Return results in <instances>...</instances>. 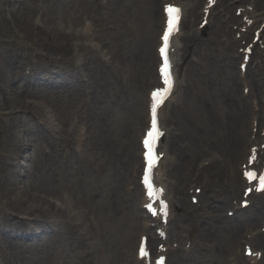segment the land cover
<instances>
[{
	"label": "rangeland",
	"instance_id": "obj_1",
	"mask_svg": "<svg viewBox=\"0 0 264 264\" xmlns=\"http://www.w3.org/2000/svg\"><path fill=\"white\" fill-rule=\"evenodd\" d=\"M197 1L193 10L187 9L186 38L180 40L184 42L180 85L163 117L170 130L163 145L170 151L164 163L165 178L172 195L182 204V209L173 213L171 235L179 238L182 248L185 242L193 248L173 252L169 264H253L243 251L246 235L264 233V217L252 226L246 224L244 236L231 249L220 245L219 229L210 235V249L196 237L202 229L193 231L203 220L210 231L212 201L221 207L219 217L232 222L242 215H253L256 205L264 202V194L256 196L250 208L236 213L238 217L230 216L229 209L240 206L245 185L226 202L222 198L228 191L229 177L222 170L216 176L213 172L206 185V179L196 180L194 172L188 173L190 163L204 164L215 149L205 146L193 152L187 106L195 105L198 99L200 105L203 96L199 90H206L204 94L218 102L219 118L230 119V125L236 109L233 99L243 95V84L235 80L241 57L233 63L227 56L241 48V41L230 42L236 38L239 23L228 18L232 14L240 19L236 7L249 2L221 1L205 30L191 36L189 31L201 20L205 2L191 3ZM159 4L160 0H0V264L136 263L140 193L128 190V184L134 177L133 156L146 118L148 82L156 74ZM263 13L264 0L255 8L260 20ZM85 23L91 27L84 33ZM245 35L252 38L250 32ZM40 58L43 60L38 64ZM76 63H83L80 72ZM26 65L33 68L29 76ZM246 75L252 91L246 106L247 111H253L240 125L230 126L241 142L231 157L236 170L249 144L243 145L242 131L248 121L244 139L248 132L249 138L254 136L250 130L255 105L264 103L262 45H258ZM76 107H82L86 123L82 145L77 131H71L77 128L68 125L70 110ZM48 108L55 114L53 119L48 117ZM261 114L260 127L264 126V111ZM201 122L213 124L206 116H201ZM15 133L16 143H26L25 147L17 146L22 152L11 151L24 155L26 165L18 159L17 167L7 155ZM188 154L191 157L186 159ZM137 166L138 186L141 161ZM197 186L204 188L200 204L191 198L195 194L191 189ZM58 193L66 198H59ZM57 198L59 203L54 201ZM24 216L42 220L32 223L46 230L39 240L18 236ZM248 244L262 250L257 264H264V246L254 240Z\"/></svg>",
	"mask_w": 264,
	"mask_h": 264
},
{
	"label": "bare ground",
	"instance_id": "obj_2",
	"mask_svg": "<svg viewBox=\"0 0 264 264\" xmlns=\"http://www.w3.org/2000/svg\"><path fill=\"white\" fill-rule=\"evenodd\" d=\"M261 1L262 0H260V2ZM259 5L260 4L257 3L255 5V7H258ZM187 6H190V5L187 4ZM194 7H195V2L189 7V11L193 10ZM250 15H251V18H254L255 17L254 11L250 12ZM234 19H237V18L230 16L229 21H232ZM263 20H264V17H263ZM222 23L225 24L224 20ZM241 24L243 25L244 21H242ZM218 27H219V25H218ZM253 29H255V28H253ZM195 33L198 35V28L193 29V34H195ZM232 42L237 43L238 40L232 39ZM207 56H208V54H207ZM227 56L231 59V61L233 63H235V60L240 58L241 54L236 52V53H233V55L227 54ZM80 57H82V56L80 55ZM179 66L182 67L181 62H179ZM235 80H236V83L238 85L245 84L244 88H249L250 80H249V78L243 77L242 73H241V75L240 74L236 75ZM199 92L202 93V96H203V98H201L200 105H199V99H198V101L195 105L192 104V106H187V112H186V117L188 118L186 122L189 126V130L193 131L192 134H189L191 136L190 141L192 142L191 148L194 147V149H193L194 153L199 152L198 150L199 149L202 150V148L205 146H207L209 148V150H213V148L215 150L213 152L210 151V152H212V155H210L209 158L207 159V161L209 162L208 165L205 166V165H202L200 163L192 162V163H190V167H188L187 170H188V173H190L192 171V172H194L195 175H197L196 180H199L200 177H203L204 179H206L204 182V185H206L210 181V179L213 175V172H214V175L216 176L222 170L224 172V174L228 175V177H229V179H228V184H229L228 191H227V193H225L224 199L222 198V201L228 202L230 195L237 194V189L239 188V186L243 183H246V180L240 175L239 170L238 169L236 170V166H235V169H233V167H232L233 161L231 160V157L234 155V151H235L236 146L239 145L241 142L239 141L236 132H231L230 126L236 127L237 125H240V122L241 121L243 122V117L244 116L248 117V115L253 111V109L250 108L249 111H247L246 97H244L241 94L236 95L235 99H233V101L236 102V109H234V113H233V117H234V114H235V117L233 118L234 120L231 117L232 125H231V122L229 125L230 119L226 118V119H223V121H222V118L220 119L218 116V112L216 110L217 100L210 95H205V94H207L206 90H203V92H202V89H200ZM242 93H243V91H242ZM251 94H252V91H251L249 96H251ZM262 110H264V109H262ZM201 116H206V118H208V122L210 124H212V123L213 124L212 125L204 124L203 122H201ZM211 116H213V118H214V120H212V121H211ZM257 119H259V117H256L255 121L253 120L251 122L253 127L256 126V120ZM244 122H245V120H244ZM191 126H194V127H191ZM247 127H248V121H247V125H246L245 129L242 131V137H243L242 143L245 146H247V144L249 143L247 146L249 148L248 153H250L251 155H254L255 153H258V145H257V142L255 139L251 140L249 138V132L246 134L247 139H244L245 130L247 129ZM197 128L199 129L201 134H199V132L196 130ZM202 129H203V134H202ZM228 129H229V131H228ZM12 130H14V129H12ZM14 131L16 132V130H14ZM211 133L213 135H211ZM263 143H264V141H263ZM19 145L25 147L26 143H23V141L20 140L17 143L15 141L13 144L14 147H17ZM188 146H189V144L186 147H188ZM242 148L243 147L241 146V148L239 149V154H240ZM162 151L166 152L164 157L167 158L168 157V149L164 147V149ZM190 157L191 156L188 154V156H186V159H189ZM134 160L136 163L138 162L136 156H133V161ZM259 161H260V156H258V158L255 160V164H258ZM240 162L245 163L244 160H240ZM246 165H247V162H246ZM225 168H226V171H225ZM159 170L161 171V176L159 177V180L161 182H165L167 180V178H165L166 173L163 171V166H161ZM29 174L31 175V170L29 171ZM226 175H225V177H227ZM14 188L17 192H20V189L18 186L15 185ZM177 194L178 195L181 194L179 192V190H178ZM176 199L179 201V197L176 196ZM172 203H173V205L177 204L176 202H172ZM220 208L221 207H219L216 204V201L210 202L209 210L211 211V214L209 213V215H208V218L210 217L209 219H212V221L210 222V231L206 230L204 220L199 221L197 223L195 229L193 230V231L199 233V230L202 229L200 231L201 234H199V236H196V237H197V239H199L198 241L201 243V245L204 243V247H209V249H210V246L208 245L209 244L208 242H209L210 235H212L213 231H217L219 229V233L221 234V237L219 238V243L222 246V248L231 249L233 246L235 248L234 244H237L238 242H240L241 238L244 236V234H242V232H243L244 227L247 226L246 224H248V226H252V224L256 223L259 220H262L264 217V202H261L259 205H256L253 215H246V216L242 215V216H240V218H236L235 222L230 221L228 218L221 219L219 217V213H218V211H220ZM49 211H50V209H49ZM239 213H241V212H239ZM237 215H236V217H238ZM218 223H219L220 227H219ZM25 224H26V227L33 226L32 223H29V221H25ZM41 226L42 225H40V226L36 225L34 230H40V228H42ZM143 227L145 228V226H143ZM29 229H31V228H29ZM250 237H251L249 239L250 241L254 240V242H256L257 245L264 246V233H254L253 232ZM246 248H244V251ZM255 251L257 252L259 250L255 249ZM253 255H254V253H253ZM251 259L255 260L256 255L252 256ZM137 262H138V264H142L141 261L139 262L137 260Z\"/></svg>",
	"mask_w": 264,
	"mask_h": 264
},
{
	"label": "snow or ice",
	"instance_id": "obj_3",
	"mask_svg": "<svg viewBox=\"0 0 264 264\" xmlns=\"http://www.w3.org/2000/svg\"><path fill=\"white\" fill-rule=\"evenodd\" d=\"M174 11L178 12V10H174L172 8L168 9V12H169L171 19L169 20V23H168V29L163 35L164 47L160 49L161 53L164 55V65L161 69V72L163 73L164 85H166V87L157 89L153 93V97L159 103H163L164 99L167 98V95L170 94L172 84H173V81L170 78V71H169L170 64H169L168 56H167V47H168L169 37H170L172 31L175 29V24H176V17L172 16V13ZM161 135H162V133L158 130L157 124H156L155 106H154L153 107L152 127L147 132V136L144 139V147L146 149L144 156H145V159L147 161L148 173H151L153 167L156 165V163L159 159L158 155L155 152V145H156V143H157V141ZM246 175L248 176L250 181L255 179V173L248 172V173H246ZM145 182L148 183V177L147 176L145 177ZM151 187H152V185L149 184L150 189H151ZM260 190H264V177H261V189ZM248 191L250 192L251 189H248ZM141 253H142V255L147 254L146 252H144L143 249H141Z\"/></svg>",
	"mask_w": 264,
	"mask_h": 264
}]
</instances>
